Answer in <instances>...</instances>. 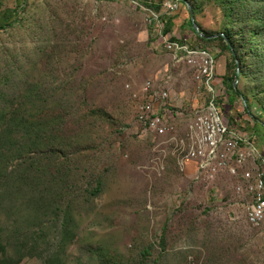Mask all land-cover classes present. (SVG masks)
<instances>
[{"label": "rangeland", "instance_id": "rangeland-1", "mask_svg": "<svg viewBox=\"0 0 264 264\" xmlns=\"http://www.w3.org/2000/svg\"><path fill=\"white\" fill-rule=\"evenodd\" d=\"M158 1L0 0V264H264L239 175L264 160V50L238 49L264 46V0L241 31L227 15L242 0H187L199 32L229 34L234 81L186 3ZM171 38L214 55L215 104L232 97L227 124L254 147L237 176L185 157L210 97ZM149 96L165 136L138 120Z\"/></svg>", "mask_w": 264, "mask_h": 264}, {"label": "built area", "instance_id": "built-area-1", "mask_svg": "<svg viewBox=\"0 0 264 264\" xmlns=\"http://www.w3.org/2000/svg\"><path fill=\"white\" fill-rule=\"evenodd\" d=\"M169 50L181 54L187 63L197 68V78L209 94L207 111L195 119L192 132L189 135V146L185 157L198 159L200 168L206 174L227 171L230 175L237 176V166H241L247 158H252L254 147L248 139L224 122L217 110L214 97L215 93V60L209 49L191 48L181 42H166ZM146 95L149 88L146 89ZM167 94L161 99L166 100ZM154 96H149L141 107L138 120L154 135L162 137L167 135L172 126L164 113L154 112ZM185 150V149H184ZM262 166H255V170L244 171L240 175L244 193L251 197L247 207V221L253 227L264 224V160ZM242 189L238 188V192Z\"/></svg>", "mask_w": 264, "mask_h": 264}, {"label": "trees", "instance_id": "trees-1", "mask_svg": "<svg viewBox=\"0 0 264 264\" xmlns=\"http://www.w3.org/2000/svg\"><path fill=\"white\" fill-rule=\"evenodd\" d=\"M261 1L262 0H242L241 5L238 6V10L234 11V12H231L230 14L227 15L230 18L231 22L238 28L239 31L243 30V27H240V25L242 24L241 17L243 16V14H248L250 12V8H251L252 5L256 6V8H258L259 4L261 3ZM153 2H154V0H153ZM160 2H161V0H159L157 4H155V5L150 4L147 7L150 8L151 10L158 11ZM181 2L185 3L184 1H181ZM192 8H193V6H192ZM256 11H259V10L257 9ZM255 17H260V19H264L259 14H255ZM162 19L164 20V23H165L164 24V28H163V35H166L168 32H170V30L172 28V20L168 19L167 17H164V16H162ZM189 23L192 26L191 19L189 20ZM10 26H11V24H10ZM0 28H1V25H0ZM262 29H264V26H263ZM200 32L205 35L204 37H201L198 34V38L200 40L210 39L211 36L214 34V33L213 34H209L208 32L203 31L201 29H200ZM222 35L223 36H217L216 39H219V40H221L224 43V46H225L226 50L229 53V60L233 64V67H234V70L232 72V77H233L232 81H234V80H237V78H238V74L236 72L238 64L240 62H242L243 60L237 58V56H236L237 49L234 48L233 42L231 41V38H230L229 34L224 33ZM224 38L227 40V43L225 42ZM260 40H261V38H256V40H254V41L246 38L247 46L239 45L238 49H240V51H242L241 49L246 48L250 53H256L257 50H255V45H257V47L259 49L264 50V46L262 47L260 45L261 44ZM171 41L174 42L175 39L171 38ZM262 45H264V42H263ZM229 90H230V94L229 95H234V96H238V97L241 96V92L239 91V89L237 88L236 85L234 86L233 84H231L230 87H229ZM231 102H232V97H228V99L226 100V103H221V104L217 103L216 104V107H217V110H218V112L220 114V117H221V119L224 122H227V119H228L227 111L229 110V107H231Z\"/></svg>", "mask_w": 264, "mask_h": 264}, {"label": "water", "instance_id": "water-1", "mask_svg": "<svg viewBox=\"0 0 264 264\" xmlns=\"http://www.w3.org/2000/svg\"><path fill=\"white\" fill-rule=\"evenodd\" d=\"M178 1H184L188 7V10H189V14H190V17H191V21H192V27L195 31L198 32V34L201 36V37H204L205 35L201 32H199V29H198V25L194 19V15H193V8L192 6L186 1V0H178ZM217 36H223L221 33H216V34H213L211 36V38H214V37H217ZM225 42L227 43V40L224 38ZM236 72L238 73V70L236 69ZM235 86V84H234ZM244 101V100H243Z\"/></svg>", "mask_w": 264, "mask_h": 264}, {"label": "crops", "instance_id": "crops-1", "mask_svg": "<svg viewBox=\"0 0 264 264\" xmlns=\"http://www.w3.org/2000/svg\"><path fill=\"white\" fill-rule=\"evenodd\" d=\"M255 165V164H254ZM255 166H257V165H255ZM260 166H262L261 164H260Z\"/></svg>", "mask_w": 264, "mask_h": 264}]
</instances>
